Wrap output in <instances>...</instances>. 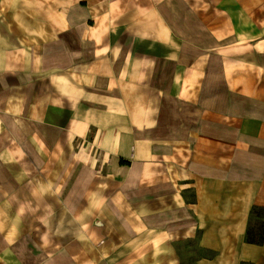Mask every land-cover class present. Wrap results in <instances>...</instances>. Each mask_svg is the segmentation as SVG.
Returning a JSON list of instances; mask_svg holds the SVG:
<instances>
[{
	"label": "crops",
	"instance_id": "crops-1",
	"mask_svg": "<svg viewBox=\"0 0 264 264\" xmlns=\"http://www.w3.org/2000/svg\"><path fill=\"white\" fill-rule=\"evenodd\" d=\"M254 209L264 0H0V264H264Z\"/></svg>",
	"mask_w": 264,
	"mask_h": 264
},
{
	"label": "rangeland",
	"instance_id": "rangeland-1",
	"mask_svg": "<svg viewBox=\"0 0 264 264\" xmlns=\"http://www.w3.org/2000/svg\"><path fill=\"white\" fill-rule=\"evenodd\" d=\"M214 27L216 25H213ZM258 32V35H260V29L257 31ZM95 134V130L92 128L90 130V133L88 134L90 137L91 136H94ZM88 139V137H85L81 139V141H76V144H82L84 142L88 143V141H86ZM92 139V137H91ZM99 143H101V141H99ZM104 143V142H102ZM77 148H80V147H77ZM84 157L88 158V153L86 152H82L81 153V160H84ZM120 163L121 164H128L126 161H124L122 158L120 160ZM77 170V168H76ZM104 171V168H99L98 169V172H103ZM77 173L79 177H84L85 179V176H88V170L86 168H82L80 170V172L77 170ZM87 180V179H85ZM87 186V183L83 184V185H74V184H70V183H66L65 184V190L68 191V192H73V191H82L85 187ZM260 216H261V210L260 209H254L253 211V215H252V222H251V226H250V234L252 237L254 238H261V237H264V223L262 222V220H260Z\"/></svg>",
	"mask_w": 264,
	"mask_h": 264
},
{
	"label": "trees",
	"instance_id": "trees-1",
	"mask_svg": "<svg viewBox=\"0 0 264 264\" xmlns=\"http://www.w3.org/2000/svg\"><path fill=\"white\" fill-rule=\"evenodd\" d=\"M247 238L251 242H262V241H264V237H261V238H258V239L257 238H254V237L251 236V234H250L249 231L247 233Z\"/></svg>",
	"mask_w": 264,
	"mask_h": 264
}]
</instances>
